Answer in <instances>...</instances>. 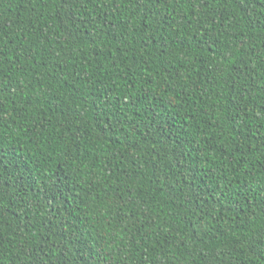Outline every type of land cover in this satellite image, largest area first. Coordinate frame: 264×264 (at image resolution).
<instances>
[{
  "label": "trees",
  "instance_id": "16d2710c",
  "mask_svg": "<svg viewBox=\"0 0 264 264\" xmlns=\"http://www.w3.org/2000/svg\"><path fill=\"white\" fill-rule=\"evenodd\" d=\"M0 264H264V0H0Z\"/></svg>",
  "mask_w": 264,
  "mask_h": 264
}]
</instances>
